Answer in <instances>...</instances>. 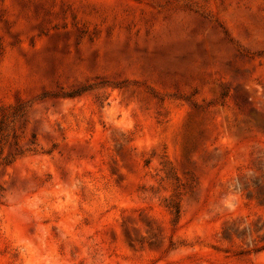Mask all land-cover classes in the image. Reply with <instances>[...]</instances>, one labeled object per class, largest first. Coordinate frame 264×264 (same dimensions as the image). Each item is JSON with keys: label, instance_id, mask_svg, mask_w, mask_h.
Listing matches in <instances>:
<instances>
[{"label": "rangeland", "instance_id": "rangeland-1", "mask_svg": "<svg viewBox=\"0 0 264 264\" xmlns=\"http://www.w3.org/2000/svg\"><path fill=\"white\" fill-rule=\"evenodd\" d=\"M0 264H264V0H0Z\"/></svg>", "mask_w": 264, "mask_h": 264}]
</instances>
